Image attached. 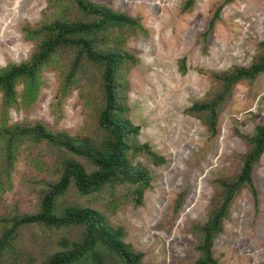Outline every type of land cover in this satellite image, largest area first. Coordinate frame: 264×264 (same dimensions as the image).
I'll use <instances>...</instances> for the list:
<instances>
[{
	"label": "rangeland",
	"instance_id": "1",
	"mask_svg": "<svg viewBox=\"0 0 264 264\" xmlns=\"http://www.w3.org/2000/svg\"><path fill=\"white\" fill-rule=\"evenodd\" d=\"M53 1L0 0V70L27 60L34 52L36 41L24 38V27L47 23L58 12L69 19L79 18L69 0H59L60 7H53ZM91 1L137 19L142 27L128 35L121 48L134 61L120 68V96L127 108L125 115L139 127L137 141L165 161L156 166L144 156L136 158L148 167L152 180L140 206L133 205L122 187L112 194L104 190L88 197H78L70 189L63 201L96 209L111 226L122 227L123 241L142 254V264H195L197 227L220 202L219 181L235 176L249 149L245 137L264 123V74L232 87L219 110L214 137L187 109L209 102L219 90L220 83L202 72L220 75L251 65L258 44L264 41V0H234L225 5L207 36L205 51L199 35L212 6L222 0H196L187 14L179 12L182 0ZM113 47V41L100 46ZM72 58L70 52L53 57L41 73L35 100L24 105L18 98V104L9 109L10 124L40 122L51 131L75 137L97 135L103 102L95 66L83 63L66 96L55 98ZM17 91H22V85ZM63 157L55 148L25 142L6 176L0 157V218L35 213L39 192L44 182L56 180ZM253 181L257 203L247 189L232 201L212 247L217 264H264V153L254 167ZM79 233L74 230L71 238ZM62 234L48 235L36 225L22 228L16 242L20 258L43 261L58 250Z\"/></svg>",
	"mask_w": 264,
	"mask_h": 264
},
{
	"label": "trees",
	"instance_id": "2",
	"mask_svg": "<svg viewBox=\"0 0 264 264\" xmlns=\"http://www.w3.org/2000/svg\"><path fill=\"white\" fill-rule=\"evenodd\" d=\"M79 18L69 19L58 12L49 22H39L24 27V38L36 41L34 52L18 64H10L0 70V157L3 159L2 173L6 176L17 160L21 144H43L64 154L59 160L56 180L44 182L39 193L35 213L20 217L0 218V264H142V254L123 241L124 231L113 227L96 209L80 205L65 204L63 198L70 189L78 197H88L109 190L112 194L122 187L134 206L142 204L145 191L150 188L151 176L148 167L136 158L144 156L153 165H162L164 158L152 152L147 144L137 141L139 127L132 125L127 108L121 99L122 85L118 82L119 71L133 57L122 51L126 38L131 33L142 31L137 19L131 18L110 7L91 0H69ZM196 0H182L180 14L190 13ZM234 0L215 3L199 41L206 49L207 36L219 20L222 8ZM54 0L53 7H60ZM57 13V12H56ZM113 41V48H100ZM59 52H70L73 58L68 72L61 78L56 91V100L66 96L83 63L95 66L101 77L102 107L97 115L98 133L92 137L71 136L66 132L51 131L40 122L9 123V109L18 104L32 103L40 89L41 73ZM220 83L216 95L209 102L196 103L187 112L202 120L210 137L216 134L219 110L232 87L239 81H253L264 74V41L257 46V54L247 68H238L231 73L209 74ZM22 85L19 93L17 87ZM248 151L242 156L237 173L231 180L219 181L221 199L207 221L197 227L198 259L195 264H217L212 247L215 238L223 230V221L229 208L242 190L247 189L257 203V191L253 181V170L264 153V123L254 127L245 137ZM117 202L112 204L116 208ZM36 225L48 235L63 233L58 239V250L43 261L20 258L16 248L19 231ZM74 230L79 235L72 239Z\"/></svg>",
	"mask_w": 264,
	"mask_h": 264
}]
</instances>
